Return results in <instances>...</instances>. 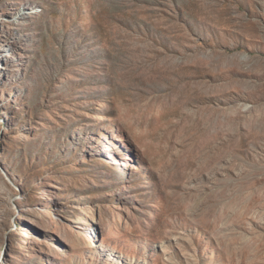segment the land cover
Instances as JSON below:
<instances>
[{"label": "rangeland", "instance_id": "rangeland-1", "mask_svg": "<svg viewBox=\"0 0 264 264\" xmlns=\"http://www.w3.org/2000/svg\"><path fill=\"white\" fill-rule=\"evenodd\" d=\"M0 264H264V0H0Z\"/></svg>", "mask_w": 264, "mask_h": 264}]
</instances>
